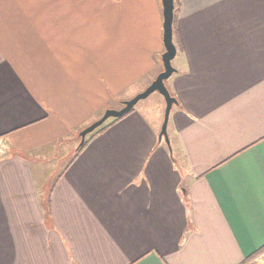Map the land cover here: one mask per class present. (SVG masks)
Returning a JSON list of instances; mask_svg holds the SVG:
<instances>
[{
	"label": "crops",
	"instance_id": "crops-1",
	"mask_svg": "<svg viewBox=\"0 0 264 264\" xmlns=\"http://www.w3.org/2000/svg\"><path fill=\"white\" fill-rule=\"evenodd\" d=\"M175 3L172 149L161 99L79 152L163 71L162 1L0 0V264H264V0Z\"/></svg>",
	"mask_w": 264,
	"mask_h": 264
},
{
	"label": "water",
	"instance_id": "water-1",
	"mask_svg": "<svg viewBox=\"0 0 264 264\" xmlns=\"http://www.w3.org/2000/svg\"><path fill=\"white\" fill-rule=\"evenodd\" d=\"M163 5V13H164V45H165V53L162 56L163 62V71L158 74L156 79L141 93L137 94L135 97L126 100L123 102L122 107L119 109H107L104 115L97 120L96 122L89 125L80 133V147H82L88 135L95 132L99 127L104 125L108 120L114 118H121L124 115L131 112L137 104L147 99L153 93H160L166 102L165 116L164 122L162 125L161 132L159 134V139L164 140L168 147H171V140L168 133V126L170 121L171 111L174 105L178 104V99L174 97L166 82L167 80L176 72L175 67L173 66V60L177 55V46L174 42V22H175V9L176 3L175 0H161ZM79 147V148H80Z\"/></svg>",
	"mask_w": 264,
	"mask_h": 264
},
{
	"label": "rangeland",
	"instance_id": "rangeland-1",
	"mask_svg": "<svg viewBox=\"0 0 264 264\" xmlns=\"http://www.w3.org/2000/svg\"><path fill=\"white\" fill-rule=\"evenodd\" d=\"M177 13V12H176ZM175 13V14H176ZM174 34H175V36L177 35V31H176V24H175V30H174ZM161 99H164V97L160 94V93H158V92H155V93H153L151 96H149L147 99H145V100H142L141 102H140V106H146L148 109H150V110H152V109H156V107H158V105H159V100L161 101ZM119 108H121V107H119ZM79 143H78V147H80V142H81V138H79ZM81 148V147H80ZM174 148V150H175V155H176V157H177V155L178 156H181V154L179 153V149H177V147L175 146V147H173ZM177 159H178V157H177Z\"/></svg>",
	"mask_w": 264,
	"mask_h": 264
},
{
	"label": "trees",
	"instance_id": "trees-1",
	"mask_svg": "<svg viewBox=\"0 0 264 264\" xmlns=\"http://www.w3.org/2000/svg\"><path fill=\"white\" fill-rule=\"evenodd\" d=\"M132 111H133V110H132ZM129 113H130V112H129ZM129 113H128V114H129ZM128 114L124 115V116L121 117V118H117V119L112 118V119H110V120L112 121L110 124L118 122L119 120H121L122 118H124L125 116H127ZM108 121H109V120H108ZM108 121H107V122H108ZM107 122H106V123H107ZM106 123H105L104 125H102L101 127H99L95 132H93L92 134H90V137L93 136V135L96 134V133L102 132V131H104L105 129H107V127H108L110 124H106ZM87 143H88V140H86L85 144H84L81 148H79L78 151L80 152V151L84 148V146L87 145ZM173 160H174L175 162H177L175 158H173ZM262 250H264V248H263V249H260L259 252L262 251ZM254 257H255V256L251 257L250 259H247V261H245V263H243V264H248L249 262H251V261L253 260Z\"/></svg>",
	"mask_w": 264,
	"mask_h": 264
}]
</instances>
